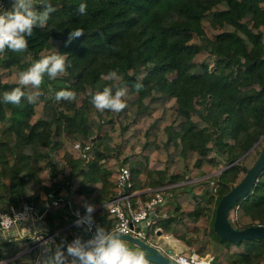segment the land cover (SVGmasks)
Listing matches in <instances>:
<instances>
[{
    "label": "trees",
    "instance_id": "1",
    "mask_svg": "<svg viewBox=\"0 0 264 264\" xmlns=\"http://www.w3.org/2000/svg\"><path fill=\"white\" fill-rule=\"evenodd\" d=\"M50 2L56 11L27 38L28 49L0 54V97L45 55H64L71 65L56 79L45 75L39 89H25L41 93L35 104L0 101V210L31 204L54 234L53 252L62 242L66 249L79 228L68 201L82 214L94 205L95 229L112 228L108 202L119 166L127 165L134 208L171 191L146 237L160 229L212 254L211 264H264V238L234 242L213 228L218 200L264 149V0ZM0 4L11 8L12 0ZM76 28L85 34L69 43ZM111 70L128 87L120 113L90 103L112 83L101 79ZM62 89L77 99L56 102ZM228 220L235 228L264 224V169ZM37 254L28 237L0 244V264H33Z\"/></svg>",
    "mask_w": 264,
    "mask_h": 264
},
{
    "label": "clouds",
    "instance_id": "2",
    "mask_svg": "<svg viewBox=\"0 0 264 264\" xmlns=\"http://www.w3.org/2000/svg\"><path fill=\"white\" fill-rule=\"evenodd\" d=\"M39 5L43 6V10L37 7ZM55 11L50 0H12L11 8L0 7V54H4L6 50L16 53L25 52L28 49L27 38L32 35L35 28L46 27L51 14ZM78 11L81 14L86 13L87 4H79ZM84 34L83 28L72 29L68 36V42L70 43ZM70 66V62L64 55H45L19 74V86L4 92L0 101L21 108L25 101L35 104L41 93L25 89H39L44 83L45 75L49 79H56L63 75ZM101 79L112 83L105 86L102 91L91 95L90 103L101 112L105 110L115 113L122 112L127 107L125 97L128 94V87L120 83L118 70L109 71L106 76L102 75ZM143 87L142 83L135 84L137 92L141 91ZM76 99L77 94L74 90L62 89L56 91L54 95L56 102L61 100L71 102ZM94 211V205H86L84 216L76 214L78 217L75 221L76 226L87 225L91 229L94 223ZM2 221L3 218L0 217V227H3ZM22 230L25 237H31L32 231L27 228ZM5 232L7 229L0 232V239H8ZM123 237L124 226L122 224L112 228L100 226L97 227L95 234L86 241L81 236H77L67 243L66 249L63 242L57 245L55 252L48 247L47 253L38 261V264H149L145 253L131 247Z\"/></svg>",
    "mask_w": 264,
    "mask_h": 264
},
{
    "label": "built area",
    "instance_id": "3",
    "mask_svg": "<svg viewBox=\"0 0 264 264\" xmlns=\"http://www.w3.org/2000/svg\"><path fill=\"white\" fill-rule=\"evenodd\" d=\"M76 146H78V144H76ZM118 169V191L116 196L108 202L109 211L113 213L116 218L114 226L122 224L124 226V233L137 236L155 246L175 264H211L213 259L212 254L200 255L194 250H177L172 247H166L157 239V234L155 238L146 237L147 226L157 215V208L165 202L166 194L156 191L145 204L140 205L137 209L134 208L133 197L136 192L132 190L130 170L126 165H121ZM49 196L53 197L51 192L49 193ZM62 199V197L56 198V200ZM68 203L71 207V213L76 217L75 221L78 218L76 215L77 213H79L80 216H84L86 214L80 213L77 208L71 205V201H68ZM48 205L49 204L47 203L46 206ZM0 217L3 218V227H0V232H4V230L7 229V232L4 234L8 235V239H0V244L4 241L25 237V233L22 230L24 228L32 231L30 233L31 237L29 238L33 248L39 249L43 242H48L49 244L52 243L54 234L48 233L47 229L46 236L42 239H38L36 234V221L38 219H42V216L34 210V207L31 204L23 202L19 209L11 206L9 210H0ZM95 232L96 229L94 223L91 226V229L85 225L82 227V230L80 229L79 231H74L72 233L70 242L77 236H81L86 241L90 239ZM51 248L53 249L54 246Z\"/></svg>",
    "mask_w": 264,
    "mask_h": 264
},
{
    "label": "water",
    "instance_id": "4",
    "mask_svg": "<svg viewBox=\"0 0 264 264\" xmlns=\"http://www.w3.org/2000/svg\"><path fill=\"white\" fill-rule=\"evenodd\" d=\"M263 136L264 133L261 135L258 141ZM257 142L254 145H256ZM254 145H252L245 153L236 158L230 164L237 162L252 147H254ZM221 169H218L217 172H219ZM243 169L245 171V174L242 179L238 183L233 185L218 200L215 210V217L213 220V228L215 232L221 237L234 242L249 238H264V224H252L242 228H235L228 220V212L232 205L237 200L244 198L252 191L258 175L264 169V149L251 167L247 168L244 166ZM213 173L214 172H212L211 174ZM161 233L162 230L157 229L156 234L159 235ZM123 238L124 241L131 247L143 251L148 261L154 264H175L167 256L161 253L155 246L149 244L145 240L127 233H124ZM50 246L52 247L53 244L50 243Z\"/></svg>",
    "mask_w": 264,
    "mask_h": 264
},
{
    "label": "crops",
    "instance_id": "5",
    "mask_svg": "<svg viewBox=\"0 0 264 264\" xmlns=\"http://www.w3.org/2000/svg\"><path fill=\"white\" fill-rule=\"evenodd\" d=\"M157 214V213H156ZM36 234L38 236V239L39 238H44L47 234L46 232V224L44 222L43 219H38L36 221ZM82 230V227H79L78 229H73L74 231H79V230ZM73 231V232H74ZM24 232V231H23ZM72 232V233H73ZM157 239L166 247H172V248H175L177 250H189V247L181 240L173 237L172 235L170 234H164L163 232L160 234V235H157ZM29 238V237H28ZM48 247H50V244L47 242H43L39 249H38V254H37V257L34 261V264H38V261H40L42 259V257L47 253V249ZM51 248V247H50ZM52 249V248H51ZM53 251V249H52Z\"/></svg>",
    "mask_w": 264,
    "mask_h": 264
},
{
    "label": "rangeland",
    "instance_id": "6",
    "mask_svg": "<svg viewBox=\"0 0 264 264\" xmlns=\"http://www.w3.org/2000/svg\"><path fill=\"white\" fill-rule=\"evenodd\" d=\"M126 166H127V165H126ZM219 169H221V168H219ZM217 170H218V169H217ZM217 170H215L213 174H211V173H210V174H207V176H209V175H215V174H218L219 172H217ZM205 176H206V175H205ZM203 177H204V175H203V176H201L200 178H203ZM170 192H171V191H170ZM170 192H167V194H171ZM167 194H166V195H167ZM196 248H197V247H196ZM196 248H195V249H196ZM189 250H194V249H192V248H189Z\"/></svg>",
    "mask_w": 264,
    "mask_h": 264
}]
</instances>
